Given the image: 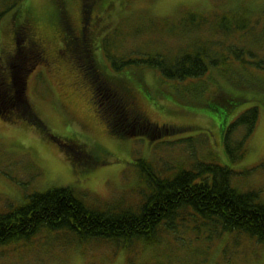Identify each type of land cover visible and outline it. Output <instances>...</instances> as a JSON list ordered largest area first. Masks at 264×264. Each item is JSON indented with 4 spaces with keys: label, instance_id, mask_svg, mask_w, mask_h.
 <instances>
[{
    "label": "trees",
    "instance_id": "obj_1",
    "mask_svg": "<svg viewBox=\"0 0 264 264\" xmlns=\"http://www.w3.org/2000/svg\"><path fill=\"white\" fill-rule=\"evenodd\" d=\"M80 1L81 22H97V25L103 22L108 3L105 5L104 0ZM27 4L28 0H0V29L3 21L9 18L7 22L14 28L15 55L26 59L21 66L27 67L24 73L46 63L54 37L60 36L59 45L54 46L61 50L57 62L60 64L66 57L71 68L79 70V79L90 83L95 107L112 135L127 138L135 134L149 141L155 140L159 146L180 143L188 151L184 143L188 144L189 139L179 136L189 128L152 123L135 105L131 88L142 89L140 73L149 69L157 74L154 83L173 88L178 102L187 109L185 112L190 111V106L183 101L194 103L203 99V113L213 121L214 117L218 119L221 145L227 159L236 164L245 158L247 141L257 126L261 108H264V57L260 54L264 51V38L251 37L255 26L263 22V9L251 10L253 16L242 3H238L244 6L238 11L232 7L231 10L224 11L222 7V11L209 12L182 10L176 14L171 27L160 25L156 29L166 39L170 38L169 42L166 40L158 45L146 42L147 48H153L151 50L122 51L124 43L143 33L137 27L133 29L134 37L127 41L126 35L105 37L102 52L112 72L109 75L105 66L96 61L95 53L98 55V52L87 46L88 39L93 42L95 35L91 29L80 40L66 33L63 22L67 21V24L71 19L67 14L68 0H59V9L47 14L44 21L29 10ZM41 26L48 30L53 42L42 45L41 35L35 32ZM115 38L121 41L117 42ZM257 45L263 47L255 51ZM14 75V92L7 87L6 95L0 99L15 109L24 103L27 111L22 93L24 80L19 83L22 77L16 68ZM7 79L0 72V86L7 84ZM219 81H223L224 86ZM100 85L103 91H100ZM165 88L161 90L166 91ZM112 90L116 92L114 99L110 97ZM144 94L151 101V97ZM245 106L247 108L232 119L235 112ZM4 107L0 109V118L9 123L16 121L10 118L15 116L14 109ZM28 112L31 113L29 119L38 123L31 108ZM25 123L43 129L41 123L38 126L29 120ZM134 126L149 127L150 132L142 129L133 132ZM156 127L159 128L157 131ZM46 139L60 141L52 137ZM71 152L74 163H83L78 158L81 155ZM94 152L84 153L85 158L91 155V159L87 158L90 168L103 160L99 151ZM190 157L188 165L165 168L163 164L157 166L153 161L136 156L132 162V169L137 174L135 187L110 200L94 198L88 201L86 195L76 193L70 187L34 192L22 205L0 211V248L20 244L47 232L63 235L58 240L66 241L67 238L65 243L71 250L91 244L111 249L113 255L121 252L124 264H175L171 260L173 252L169 251L171 241L183 249L187 243L210 245L212 240L225 236H245L264 247V203L260 191L236 188L232 183L235 172L230 166L213 162L208 157L202 160L193 152ZM139 255L149 258L139 261ZM188 259L182 256L180 261L190 264L191 259ZM193 264L197 263L193 261Z\"/></svg>",
    "mask_w": 264,
    "mask_h": 264
},
{
    "label": "rangeland",
    "instance_id": "obj_2",
    "mask_svg": "<svg viewBox=\"0 0 264 264\" xmlns=\"http://www.w3.org/2000/svg\"><path fill=\"white\" fill-rule=\"evenodd\" d=\"M104 3L105 5L108 3L109 7L104 10L103 22H99L95 30L93 27H91L92 31L89 30L95 35L93 42L88 39L87 46H92L94 52H98V55L95 53L96 61L100 66H105L109 75H112V72L102 52L105 37L109 39L115 34L126 35L127 41L129 37H134L133 29L137 27L143 33L137 38L134 37L135 39L131 38L132 41L124 43L122 51L151 50L153 48H147L146 42L153 45L161 44L166 40L169 42L170 38L166 39V36L159 34L156 29L160 25L171 27L176 14L182 10L209 12L214 9L222 11L223 8L224 11L231 10L232 7V10L238 11L244 5L251 16H253L251 10L264 11V0H104ZM27 5L29 10L34 11L35 15L44 21L47 14L59 9V0H28ZM80 7V0H68V9H66L68 16L71 17L69 24L77 30H79ZM7 19L3 21L0 29V72L4 78L14 77L16 68L23 80H26L23 101L27 111L24 103H20L15 109V106L4 104L0 99V109L5 105L6 108H11L10 110L14 109L15 116L10 118L16 120L9 123L0 118V211L22 205L30 194L51 188L70 187L76 193L86 195L88 201L94 198L110 200L131 190L135 185L137 174L132 169V162L136 156L153 161L157 166L163 164L168 168L188 165L192 152L201 156L202 160L208 157L213 162L215 160L221 165L230 166L235 172L233 185L241 191H260L259 196L264 203V108H261L257 126L247 141L245 158L241 162L231 164L221 145L218 119L213 116L216 121L214 122L203 113L201 104L203 99L194 103L183 101L190 106V111L185 112L187 109L178 102L173 88L169 85L165 88L161 84L154 83L157 74L146 69L140 73L143 81L142 89L138 86L137 91L131 88L135 105L152 123L189 128L182 134L183 136H179L189 139L188 144L184 143L188 151L180 143L159 146L154 143L155 140L149 141L135 134L127 138L115 137L104 124L102 115L95 107L90 83L79 79L80 72L71 68L69 59L64 57L60 62L61 66H56L47 53L44 66L24 73L27 67L21 66H23L22 61L26 59L19 54L15 55L14 28L9 26ZM66 22H63L65 26ZM35 32L41 35L42 45L53 41L50 47L59 45L60 36H55V40L49 39L50 33L42 26ZM251 33L252 39L264 38V19ZM153 39L157 41L154 42ZM115 40L121 41L116 38ZM262 47L263 45H257L254 50L257 51ZM260 54L264 57V51ZM13 63L15 68H9ZM219 83L224 86L223 81ZM160 86L166 91L161 90ZM0 87H2L0 97H4L7 86L3 83ZM141 90L151 97V101L146 99ZM100 91H103L101 85ZM113 93L116 92L112 90L110 94L112 99L116 97ZM30 108L36 114L38 123L29 119ZM246 108L245 106L238 109L232 119ZM28 120L37 126L41 123L43 129L25 123ZM148 128L134 126L133 132L136 129L150 132ZM157 129L159 128L156 127V131ZM47 137L62 140L65 145L60 146L59 143L46 139ZM70 149L74 152L75 149L77 150L76 153L81 155L78 158L83 163H74V156L69 154ZM96 149H99L97 151L103 160L100 161L101 164L92 165L90 168L87 166L89 157L85 158L84 153L89 155L90 151ZM246 169L251 171L244 172ZM62 236L41 232L20 244L0 248V264H124V255L121 252L117 251L113 255V250L91 244L71 250L66 246L67 238L66 241L58 240V237ZM171 242L169 251L173 252L174 258L171 260H174L175 264H187L186 261H180L182 256L189 257L190 264H193V261L197 264H264V247L245 236H225L223 239L212 240L210 245L203 242L187 243L183 249L175 241ZM86 247L88 249H84ZM148 258V255L145 257L139 255L138 260L143 261Z\"/></svg>",
    "mask_w": 264,
    "mask_h": 264
},
{
    "label": "flooded vegetation",
    "instance_id": "obj_3",
    "mask_svg": "<svg viewBox=\"0 0 264 264\" xmlns=\"http://www.w3.org/2000/svg\"><path fill=\"white\" fill-rule=\"evenodd\" d=\"M94 23L95 24H90L89 22H81L79 20V22H78L79 30H77V29H73V27L68 22V25L66 24L65 30H66V33H68L70 35L72 34V36H74V38L76 40H79V39L85 38V36L87 35V33L89 32L91 27H93V30H95V28L97 27V22H94ZM60 51L61 50H59L58 48H55V47L52 50H49V55L52 57V61L53 62H57L59 60ZM54 58H55V60H54ZM57 63H59V62H57ZM54 65L58 66V64H56V63ZM59 65H61V64H59ZM12 80H13V77H9V79H7V82H6L7 84L6 85H7V87H9V91L14 92V90H15V86H14L15 80H14L13 83H12ZM89 158L91 159V156Z\"/></svg>",
    "mask_w": 264,
    "mask_h": 264
},
{
    "label": "water",
    "instance_id": "obj_4",
    "mask_svg": "<svg viewBox=\"0 0 264 264\" xmlns=\"http://www.w3.org/2000/svg\"><path fill=\"white\" fill-rule=\"evenodd\" d=\"M52 140H54V141H55V139H52Z\"/></svg>",
    "mask_w": 264,
    "mask_h": 264
}]
</instances>
